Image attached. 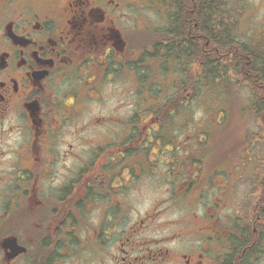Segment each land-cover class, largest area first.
<instances>
[{
	"label": "flooded vegetation",
	"instance_id": "1",
	"mask_svg": "<svg viewBox=\"0 0 264 264\" xmlns=\"http://www.w3.org/2000/svg\"><path fill=\"white\" fill-rule=\"evenodd\" d=\"M197 7L0 0V264H264V107L231 155H182V80L209 43Z\"/></svg>",
	"mask_w": 264,
	"mask_h": 264
},
{
	"label": "trees",
	"instance_id": "2",
	"mask_svg": "<svg viewBox=\"0 0 264 264\" xmlns=\"http://www.w3.org/2000/svg\"><path fill=\"white\" fill-rule=\"evenodd\" d=\"M197 5L200 32L206 35L209 43L206 49L202 48L203 41L198 44L195 69H185L188 74H184L182 80V105L186 106V101L199 95L202 90L216 96L225 93L236 98L242 85L247 84L252 90L250 103L246 107L250 117L257 109L264 107V99L260 96L263 91L259 87L264 81L262 79L256 83L251 75L244 76L242 80V60H264V47H248L236 38L234 31L240 15L235 8H227L226 0H197ZM242 53L245 55L243 59ZM194 76L196 82H192ZM256 117L260 118L258 115ZM252 140L253 137L246 134L242 140V152L249 149Z\"/></svg>",
	"mask_w": 264,
	"mask_h": 264
},
{
	"label": "rangeland",
	"instance_id": "3",
	"mask_svg": "<svg viewBox=\"0 0 264 264\" xmlns=\"http://www.w3.org/2000/svg\"><path fill=\"white\" fill-rule=\"evenodd\" d=\"M244 1H248L252 8L247 7ZM256 1L257 0H227L229 4H232L233 6H236L238 8L242 6V4L246 6L243 11V16L240 20V23H237V30L235 31V34L245 42H249L250 39L258 40V37L262 38L260 30L264 28V8H254L253 2ZM154 12L159 14V12L155 10ZM152 19H154L153 16ZM251 43H255V41ZM239 95L244 104L248 102L247 100L249 91L247 88L243 89L241 87ZM216 97L214 94H212L211 96L202 95L201 97H198L195 100L191 101L186 105V107H182V127L184 130H186L182 132V155H192L193 151H195L194 155H217V153L219 151H222L223 149L227 151L225 153L226 155H231V148L236 144L237 141L243 138L245 128L243 127V124L245 121L239 114L240 103L238 105H233L232 102H230L231 99H228L227 97ZM228 101L231 103V110L227 109ZM219 105H223L226 107L223 109V111L218 112L216 115L213 108L214 106ZM246 124L249 129H256L254 120H249ZM196 129H204L208 133L207 140L204 141L201 139H197L198 142L205 143L204 147H206L207 153L201 152L203 151L201 150L203 146L201 147L199 144V146H197L199 148V151H196L197 147L195 146V144L197 141L194 137V132H192ZM195 133L198 137H200L198 135L200 131H196ZM166 149L168 150L169 146L165 147V150ZM262 150V145L260 143H256L253 145V148L249 152H247V156L251 158L254 166H256L260 162L259 158L262 156ZM234 155H237V151L234 153ZM150 156H154V152H152ZM198 158H203L204 161L208 159L207 157ZM244 164L245 161H243L242 163V168ZM144 189L146 191H149L148 188ZM149 194L151 196V199L159 198L158 195H153L152 193Z\"/></svg>",
	"mask_w": 264,
	"mask_h": 264
}]
</instances>
